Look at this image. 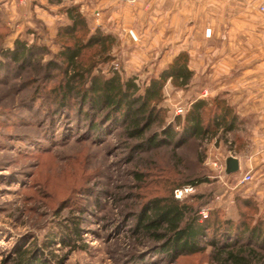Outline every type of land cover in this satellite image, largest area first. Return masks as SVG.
Wrapping results in <instances>:
<instances>
[{
  "label": "rangeland",
  "instance_id": "374dc122",
  "mask_svg": "<svg viewBox=\"0 0 264 264\" xmlns=\"http://www.w3.org/2000/svg\"><path fill=\"white\" fill-rule=\"evenodd\" d=\"M143 1L151 0H0V264H13L22 249L32 253L30 264H224L219 249L229 245L226 251L240 252L247 264H264V242L254 237L264 236V127L252 111L264 96V44L222 47L220 29L232 24L243 2L206 9L204 1H182L190 11L187 24L162 35L154 10L174 7H151L138 17ZM68 7H78L89 35L116 38L114 60L100 67L103 74L115 69L149 82L180 53L188 54L191 85L169 82L164 89L162 108L175 132L176 117L184 118L197 99L225 101L237 117L236 129L202 143L178 135L165 144L167 126H156L165 142L154 149L127 138L125 126L89 102L61 106L52 92L60 75L46 74L44 66L60 52L57 35L68 24ZM16 43L33 48L34 64L5 55ZM215 114L210 111L206 122ZM229 156L240 160L241 169L225 176ZM246 175L252 179L244 183ZM202 179L207 182L180 199L201 207L211 226L198 243L204 250L162 254V242L138 231V217L154 198L177 197ZM74 224L81 239L71 233Z\"/></svg>",
  "mask_w": 264,
  "mask_h": 264
},
{
  "label": "trees",
  "instance_id": "16d2710c",
  "mask_svg": "<svg viewBox=\"0 0 264 264\" xmlns=\"http://www.w3.org/2000/svg\"><path fill=\"white\" fill-rule=\"evenodd\" d=\"M64 13L68 24L60 26L58 31L60 52L55 60L44 66L46 74L51 72L60 75V82L52 92L61 106L70 105L72 100H78V104L82 106L89 102L108 119L115 118L116 125L125 126L127 138L141 143L142 147L154 149L162 147L165 141V144L173 142L178 135L202 143L214 139L221 132L226 134L236 129L237 117L232 114L231 107L225 101L197 99L184 118L179 115L176 117L181 131L179 129L175 132L173 125L167 122L166 112L162 108L164 89L169 82L176 88H188L191 85L194 72L189 68L188 54L180 53L159 77L149 82L141 83L138 77L126 78L120 70L115 69L110 75H106L100 67L114 60L112 51L116 38L99 32L89 35L88 22L78 7L65 8ZM33 51L25 43H16L15 50L7 51L5 55L18 64L32 65ZM0 66H3L1 62ZM212 110L216 114L207 123L206 117ZM156 126L160 129L167 126L165 141L162 142L160 134L154 132ZM99 127L96 125L93 129L97 130ZM204 182L207 180L192 181L189 185L196 189ZM196 199H202V196ZM200 210L201 207L176 198L172 192L148 202L143 214L138 217L137 228L146 237L165 245L161 249L162 254L201 252L204 249L198 243L211 226L207 220H202ZM71 231L77 239H81L78 224H74ZM256 233L254 237L264 242V236ZM230 247L232 245L226 248ZM226 248L220 246L219 249L226 256L224 264H247L238 255L240 252H229ZM31 260L34 257L30 250L22 249L12 262L30 264Z\"/></svg>",
  "mask_w": 264,
  "mask_h": 264
},
{
  "label": "crops",
  "instance_id": "0c3cea01",
  "mask_svg": "<svg viewBox=\"0 0 264 264\" xmlns=\"http://www.w3.org/2000/svg\"><path fill=\"white\" fill-rule=\"evenodd\" d=\"M182 1L185 0H151V1H143L138 6V11L136 13L138 17H143L146 13L149 12L151 7H164L169 3L174 7L171 10L166 11V9H158L154 10V13L158 20L159 17V28L157 29V33L160 32L162 35L165 31L169 30L175 25H186L189 20L188 5L181 4ZM188 1V0H186ZM190 1V0H189ZM198 1V0H192ZM204 1V7L206 9H212L216 5H222L223 2L231 1V0H201ZM243 2L244 8H240V10L236 11V19L231 21L232 24H226L222 26L220 29V38L222 39V47L226 49L233 48H248V49H258L260 45L264 44V15L259 12L257 9L259 3L263 0H235ZM171 3V4H170ZM187 6V7H186ZM179 15V21H176L175 16ZM165 17L167 19H165ZM173 17V20L171 19ZM165 19V20H164ZM170 19L172 21H170ZM212 32V30H211ZM159 33V34H160ZM160 40V37L157 35V41ZM161 41H165L164 38H161ZM208 42V41H207ZM250 53L249 55H252ZM254 64H257L258 61H253ZM257 103L252 106V111L255 114L257 119L258 127H264V117L260 116L261 112H263L264 107V96L263 98H256ZM257 105V107H256ZM262 107V108H261ZM261 111V112H260Z\"/></svg>",
  "mask_w": 264,
  "mask_h": 264
},
{
  "label": "water",
  "instance_id": "95a60500",
  "mask_svg": "<svg viewBox=\"0 0 264 264\" xmlns=\"http://www.w3.org/2000/svg\"><path fill=\"white\" fill-rule=\"evenodd\" d=\"M128 36H129V38L134 40V37H133L131 32L128 34ZM240 169H241L240 160L238 158L233 157V156H229L226 158V160H225V171H224L225 176L233 175V174L239 172Z\"/></svg>",
  "mask_w": 264,
  "mask_h": 264
},
{
  "label": "built area",
  "instance_id": "2783aa9c",
  "mask_svg": "<svg viewBox=\"0 0 264 264\" xmlns=\"http://www.w3.org/2000/svg\"><path fill=\"white\" fill-rule=\"evenodd\" d=\"M116 1H118V2H120V3H124V4H128V5H135V4H137L140 0H116ZM260 11H261V13H263L264 14V4L260 7ZM134 38L136 39V37L134 36ZM181 112H182V110H180ZM252 178L250 177V175H246L243 179H242V181L245 183V182H248V181H250ZM193 191V188L192 187H186V188H184L183 190H179L178 192H177V194H176V198H178V199H180L184 194H187V193H189V192H192ZM205 215V217H207L206 216V214H204Z\"/></svg>",
  "mask_w": 264,
  "mask_h": 264
}]
</instances>
